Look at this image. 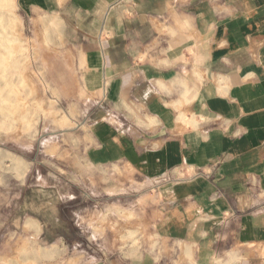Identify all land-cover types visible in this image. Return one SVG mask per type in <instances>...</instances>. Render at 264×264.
<instances>
[{"label":"crops","instance_id":"1","mask_svg":"<svg viewBox=\"0 0 264 264\" xmlns=\"http://www.w3.org/2000/svg\"><path fill=\"white\" fill-rule=\"evenodd\" d=\"M44 14L70 32L64 61L83 95L80 189L94 208L136 212L153 236L120 248L90 226L85 264H264V0H0V63L16 76L44 80ZM4 150L24 177L27 162Z\"/></svg>","mask_w":264,"mask_h":264},{"label":"rangeland","instance_id":"2","mask_svg":"<svg viewBox=\"0 0 264 264\" xmlns=\"http://www.w3.org/2000/svg\"><path fill=\"white\" fill-rule=\"evenodd\" d=\"M49 18L58 22L57 30L47 27ZM68 33L57 15L44 14V80L34 73L25 78L21 70L16 76L18 64L0 63V122L12 120L8 130L0 129V152L15 153L28 166L21 177L10 168L8 158L0 159V264H85L96 257L90 248L95 242L90 237L93 230L112 233L120 248L132 242L151 245L153 240L136 212L94 208L87 199L88 189H80L87 188L90 175L81 159L77 135L81 124L73 103L83 95L72 93L80 90L79 80L74 64L64 61L62 41ZM64 114L70 120L59 123ZM30 216L41 222L43 231L25 224ZM129 231H134L133 237L127 236ZM52 244L59 247L54 257L35 260L20 253L29 245Z\"/></svg>","mask_w":264,"mask_h":264},{"label":"bare ground","instance_id":"3","mask_svg":"<svg viewBox=\"0 0 264 264\" xmlns=\"http://www.w3.org/2000/svg\"><path fill=\"white\" fill-rule=\"evenodd\" d=\"M4 2V1H3ZM2 4V3H1ZM3 7V6H2ZM6 7V6H5ZM3 9V8H2ZM10 20H8V22H9ZM10 98V97H9ZM4 99V98H3ZM8 101V100H7ZM10 102V101H9ZM28 119V118H27ZM19 170V169H18ZM16 173V172H15ZM34 225V224H33ZM36 230V229H35ZM51 254V253H50ZM25 258V257H24Z\"/></svg>","mask_w":264,"mask_h":264}]
</instances>
